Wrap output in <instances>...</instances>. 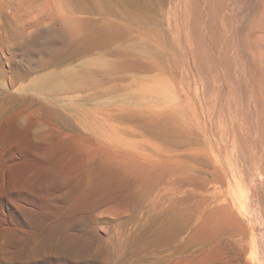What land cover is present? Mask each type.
<instances>
[{"label": "rangeland", "instance_id": "374dc122", "mask_svg": "<svg viewBox=\"0 0 264 264\" xmlns=\"http://www.w3.org/2000/svg\"><path fill=\"white\" fill-rule=\"evenodd\" d=\"M147 4L155 18L122 0H0V264L184 261L200 253L181 250L197 215L168 246L154 230L216 195L243 225L222 262L264 264V0ZM70 16L117 20L132 32L118 44L149 69L104 76L118 44L45 48L37 37ZM115 152L178 167L128 200L86 201L84 180ZM48 240L69 251L36 249Z\"/></svg>", "mask_w": 264, "mask_h": 264}, {"label": "bare ground", "instance_id": "6f19581e", "mask_svg": "<svg viewBox=\"0 0 264 264\" xmlns=\"http://www.w3.org/2000/svg\"><path fill=\"white\" fill-rule=\"evenodd\" d=\"M122 1L126 2L129 6L137 8L142 13H148L151 16V19L155 18L154 13L149 10L147 4L148 0ZM126 17L128 18L129 23H131V17L129 15ZM97 24L98 22H92L90 20L84 21L74 16H70L65 23V32L48 30L37 38H44V40H46L47 43L43 45L45 48H48L51 44L62 42L71 46V54L84 55L97 50H110L111 47L116 46L118 43H123L131 37L132 32L118 28L117 20H111L107 17L103 18L101 25L98 26ZM76 35H84L82 36L84 38L82 41L73 44L74 41L71 40L75 38ZM34 43H36V41ZM117 46H119V51L110 50L108 53L110 57L114 58V61L111 63L112 69L105 71L104 76L105 74L109 75L117 72H132L138 69H149V66L144 65L139 61L136 62L135 58L137 56L131 54V47L121 48V45L119 44ZM117 48L118 47H116V49ZM129 57L132 61H127ZM128 118L132 119L130 115ZM155 118L158 120V124L162 123V126L166 123L163 122L166 118L161 119L160 116H155ZM164 134L168 136L167 133L164 132ZM126 157L127 156L124 154L118 152L108 153L106 155V159L95 168L94 177L84 180V182L87 181L85 184L88 188L85 193L86 201L97 198L116 201L120 200V197L121 200H128V198L130 199V197H128L130 194L124 193L129 187L141 190L142 188H145L150 181L154 180V178H158L159 180L167 172H170L172 169H177L178 167V162L169 158H167L168 160L158 161L149 160L146 159V157H143V162L137 163L136 161L128 160ZM83 189L84 187L82 190ZM123 189H126L124 190V193ZM84 203L85 202H83V204ZM201 205H203L204 208L202 210L198 208L197 211L189 213V218L186 222L179 225L178 218L182 217V214L179 213L176 214L173 219H171L170 216H167L169 222L166 223V221H162L160 226L154 230L155 244L167 245L174 243L171 240L177 236V234H182V232L188 228L191 219L190 217L193 214L197 215L198 225L193 230L189 239L183 244L181 250L189 247L195 249L198 248L200 252L199 255L185 259L184 261H170L171 257L169 261L167 263L164 262V264H231L230 262H222V256L227 253V245L225 244L228 242L234 244L238 243V240L240 239L239 236L242 235L243 225L236 218L231 209L229 200L225 195H216L212 199L207 197L201 202ZM162 218H164V216H162ZM189 226L191 227V225ZM180 228L181 230L177 231V229ZM241 241L242 239H240V242ZM42 248L53 251L56 254H65L69 251L68 247H65L64 245L61 246L59 243L52 242V240H48L45 245L42 244L40 248L37 247L36 249L41 250ZM190 256L193 255L190 254Z\"/></svg>", "mask_w": 264, "mask_h": 264}]
</instances>
